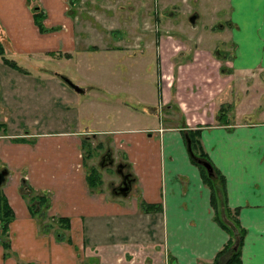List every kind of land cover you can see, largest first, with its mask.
Wrapping results in <instances>:
<instances>
[{"label": "crops", "instance_id": "1", "mask_svg": "<svg viewBox=\"0 0 264 264\" xmlns=\"http://www.w3.org/2000/svg\"><path fill=\"white\" fill-rule=\"evenodd\" d=\"M33 1L45 13L43 29L30 1L4 0V9L0 4L2 52L20 67L0 56V168L7 170L0 190L14 212L8 234L0 231V264H209L228 232L214 217L211 187L189 156L185 130L192 127L200 128V143L217 169L221 221H230L225 204L239 207L246 228L242 264H264V0H228L225 33L220 29V40L204 48L159 36L157 107L146 105L151 114L166 108V122L156 124L149 116L146 125L114 127L109 135L37 118L30 123L40 122L39 128L20 129L26 123L22 111L34 114L39 103L47 113L52 107L50 95L37 100V91L26 87L38 82L74 89L48 61L53 49L69 56L79 42L70 0ZM88 130L110 136V163L123 162L132 177L126 194L105 184L100 167L99 187L87 185L86 171L95 164L86 160L95 148ZM37 192L46 201L32 214L29 198ZM142 201L160 207L147 210ZM63 215L69 217L67 229L59 225Z\"/></svg>", "mask_w": 264, "mask_h": 264}, {"label": "rangeland", "instance_id": "2", "mask_svg": "<svg viewBox=\"0 0 264 264\" xmlns=\"http://www.w3.org/2000/svg\"><path fill=\"white\" fill-rule=\"evenodd\" d=\"M70 1L72 10L69 12L75 13L73 24L79 41L78 48L69 56L53 49L50 53L54 55L50 56L51 61L48 62L55 68L59 67L60 71L77 84L80 83V86L86 82L92 85L82 92L74 89L68 91L50 83L38 85L36 82L33 88L26 87L33 92L37 91V100L50 95L48 103H52V107L47 113L42 109L43 103H39L40 110L34 114L28 113V110L22 111L26 123H22L20 129L39 128L37 124L40 122L33 125L30 123L34 118L70 129L101 128L100 135H109L112 128L118 126L146 125L149 116H153L154 123L164 124L166 120H161V112H165L166 108L151 114L153 110L148 111L146 105L157 107L161 81L157 52L159 44L156 42L158 37L165 40L170 38L177 44L181 43L179 45L195 44L204 48L212 41H219V30L225 33L223 25H227L224 15L228 14V0ZM30 2L34 3L33 0ZM0 4L1 9H4V0ZM215 9H218L217 12ZM16 13L17 10H14L12 14ZM194 13L197 15L192 22L189 17ZM167 45L175 46L174 43ZM34 55L35 59L40 58V55ZM176 60L172 58L171 62ZM31 62L24 61L25 64ZM2 91L4 89L0 83ZM3 95L4 92L0 94V100ZM88 131L87 137L95 148L93 154L86 158L87 163H95L102 168L105 184L111 187L119 179L115 162L101 166L98 158L103 149L113 143L110 136H95ZM99 141L104 146H100ZM85 146L84 151L87 150Z\"/></svg>", "mask_w": 264, "mask_h": 264}, {"label": "trees", "instance_id": "3", "mask_svg": "<svg viewBox=\"0 0 264 264\" xmlns=\"http://www.w3.org/2000/svg\"><path fill=\"white\" fill-rule=\"evenodd\" d=\"M27 1H32V0H27ZM31 14L33 15L34 21L37 23L36 25L40 28L43 29L42 25V17L44 16L45 13H43V9L40 8V6L36 3H33L32 5V12ZM3 51V46L0 45V56L2 61L5 62V64H9L11 66L17 67L20 69L19 65L17 64V61L10 57L6 56ZM223 103L219 104L218 108V114L223 113ZM185 134L188 135L191 143V148L194 152L195 155L205 158L208 161L210 159L208 158L206 151L204 150L202 144L200 143V128L195 127V129L192 128H187L185 130ZM186 140V137H185ZM85 147H87V153L86 155L89 154V149L91 146L90 143L85 141ZM99 145H101V142L99 141ZM190 158L194 161L195 164H197L200 170V173L202 175V180H204L209 187H211V197H212V204H214L215 207V213L214 217L220 222L221 226L225 227V229L228 232V237L225 240V243L214 253V256L212 260L210 261L209 264H242V259H241V247L244 239V234L246 231V228H243L244 226L241 225L239 216H238V206L236 207H230L229 205L225 204L224 209L225 213H227V216L230 218V221H227V223L224 221L222 222L220 217L218 216L217 209H216V192L214 190V183H213V177L209 172L206 170L205 166L199 162L198 160H195V158L191 157ZM211 162V161H210ZM212 163V162H211ZM212 167L214 170L217 171L216 167L212 164ZM100 168L97 167L95 164H89L88 170L86 171V181L87 185L91 187H99L100 183L102 182V174L99 171ZM219 172V171H218ZM213 174V173H212ZM215 175V173H214ZM216 176L221 180V182L224 181V176L223 174L221 175L220 173H216ZM7 197L5 196L4 192L0 190V231L1 234L4 236L8 234V223L10 220L13 219L14 212H12V208L10 206V203L8 200H6ZM30 210L29 212L34 214L37 212L39 209V206L46 201L45 195L42 192H37L36 194H33L30 198ZM217 199V198H216ZM142 206L147 208L149 210L151 207L157 205L159 206V203H154V202H146L142 201ZM160 207V206H159ZM59 225L62 228H69V217L66 215L59 216ZM228 220V219H227ZM58 236H61L63 238V235L60 233L57 234ZM67 240L70 241L69 235L66 236ZM5 246H9L8 241H4Z\"/></svg>", "mask_w": 264, "mask_h": 264}, {"label": "water", "instance_id": "4", "mask_svg": "<svg viewBox=\"0 0 264 264\" xmlns=\"http://www.w3.org/2000/svg\"><path fill=\"white\" fill-rule=\"evenodd\" d=\"M195 17V13L194 14H191V16L189 17V19L191 21H193ZM64 80L68 83L69 86H72L75 90L77 91H84V87H81L79 84H77L76 82H74L72 79L68 78V76H63ZM186 136V147H187V150H188V153H189V156L195 158V160H198L199 162H201L202 164L206 165L207 169H212V163L210 161H208L207 159L205 158H202V157H199L197 155L194 154L192 148H191V143H190V139L188 137L187 134H185ZM106 155L108 154L109 155V158L108 159V162H110L112 159H111V155H110V150L107 149L106 151ZM101 164H104L105 161L101 159L100 161ZM6 168L5 167H1L0 168V184L2 183V181L4 180L5 176L4 174H6ZM128 173L126 172L124 174V177H123V180L122 182L119 184H116L112 187V191L115 192V193H121V195H124L126 194L129 189H130V186H131V178L129 176H127Z\"/></svg>", "mask_w": 264, "mask_h": 264}, {"label": "flooded vegetation", "instance_id": "5", "mask_svg": "<svg viewBox=\"0 0 264 264\" xmlns=\"http://www.w3.org/2000/svg\"><path fill=\"white\" fill-rule=\"evenodd\" d=\"M185 137H186V136H185ZM107 149H108V148L103 149V151L100 153V157L98 158V159H99V160H98L99 163H100L101 159L105 161L104 164H101V163H100V164L103 165V166L108 164V159H107V158H109V155H108V154L106 155V153H107V152H106ZM110 162H112V160H111ZM110 162H109V163H110ZM205 168H206V170L209 172V170L207 169L206 166H205ZM127 170H128V169L126 168V166H125V164H124L123 162H120L119 160L115 162V171H117V174H118V176H119V179H118V182H116L115 184L112 185V187H113L114 185H116V184H119V182H120V183L122 182L123 177H124V174H125L126 172L128 173L127 176H129V177L132 179V177H131V175H130V172L127 171ZM212 173H213V174H212ZM214 173H215V170H214V168H213L212 172H209V174H211V176L213 177V176H214Z\"/></svg>", "mask_w": 264, "mask_h": 264}, {"label": "bare ground", "instance_id": "6", "mask_svg": "<svg viewBox=\"0 0 264 264\" xmlns=\"http://www.w3.org/2000/svg\"><path fill=\"white\" fill-rule=\"evenodd\" d=\"M204 165V164H203ZM204 166H206V165H204ZM212 170H213V168L212 169H209V172H212Z\"/></svg>", "mask_w": 264, "mask_h": 264}]
</instances>
